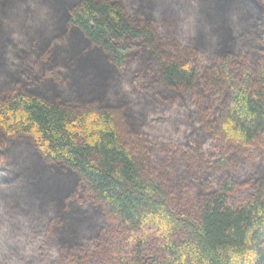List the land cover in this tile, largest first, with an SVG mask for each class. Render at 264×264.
<instances>
[{
	"label": "trees",
	"instance_id": "trees-1",
	"mask_svg": "<svg viewBox=\"0 0 264 264\" xmlns=\"http://www.w3.org/2000/svg\"><path fill=\"white\" fill-rule=\"evenodd\" d=\"M0 264H264V0H0Z\"/></svg>",
	"mask_w": 264,
	"mask_h": 264
}]
</instances>
